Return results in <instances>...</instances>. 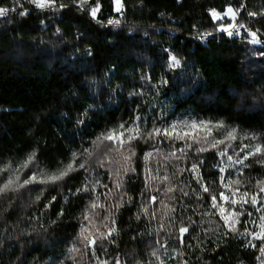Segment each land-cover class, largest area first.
Wrapping results in <instances>:
<instances>
[{
	"label": "trees",
	"instance_id": "1",
	"mask_svg": "<svg viewBox=\"0 0 264 264\" xmlns=\"http://www.w3.org/2000/svg\"><path fill=\"white\" fill-rule=\"evenodd\" d=\"M123 2L125 10L121 16L113 11L111 0H99L101 9L97 19L101 23H97L71 0H56L57 4L67 5L58 11L38 9L29 0H0V6L15 8L14 12L0 18V166L34 150L42 169L55 170L58 162L66 161L70 151L79 146L80 139L87 138L86 133H95L109 122L115 123L131 115L128 109L138 101L128 93L143 83L142 74H147L152 84H157L161 77L171 84L173 76L181 74L185 81H190L181 85L185 92L191 89L194 94L190 97L181 98L163 88L155 101L157 106L160 102L168 104L177 115L190 108L201 118H219L245 130L264 126V56L260 54L264 43L258 48L248 42L244 33L231 37L219 33L221 23L227 26L232 21L229 18L215 21L211 16L213 9L223 13L230 6L239 9L243 3L245 9L239 10L240 23L259 30L264 40V17L246 15V11H264V0ZM92 3L93 0H88L85 8ZM21 5L28 12L23 17L17 14ZM109 18L120 19V25H108ZM206 32H212L215 38L209 36L200 40L199 34ZM164 49L181 59L182 69L170 72L164 67ZM89 50L92 57L85 55ZM106 74L111 78V84L107 82ZM164 93H168L167 97ZM150 98L146 93L141 112ZM88 105L97 110L88 113L87 127H77L76 118ZM74 139L76 143H73ZM135 150L134 167L139 172L145 145L139 143ZM228 154H232L231 149ZM204 159L201 173L207 182L218 173L213 168L216 162L213 153H205ZM246 163H251V167L244 170L246 182L249 177L252 184L256 179L264 178V164L254 162L251 157ZM82 179L80 176L68 180L59 191L49 186L43 193L25 194L14 202V211L8 208L0 225L8 228L11 238L0 245V264H36L37 260L39 264H50L51 258L64 259L62 253L71 246L70 242L67 245L64 242L78 234L81 212L89 203L83 194L72 195L68 191L71 188L74 193ZM100 179L109 183L106 176ZM181 179L192 188L196 187L188 173L185 172ZM125 180L128 196L138 200L142 178L133 175L130 180L127 177ZM216 183L218 186V180ZM109 187H112L111 183ZM241 190L246 189L242 186ZM103 191L98 189L97 192L101 204L105 203ZM37 194L40 200L35 199ZM176 195L179 198V194ZM51 196H56L59 203L43 207ZM160 198L180 212L175 201L163 196V190ZM204 200L207 202V194ZM185 204H190L185 220L192 216L193 208L209 213L201 220L209 236L198 230L197 239L189 241L185 238L184 243L177 246L174 236L170 238L167 234L166 218L162 221L165 229L157 235V221L151 224L137 221L133 219L135 205L126 206L116 213L119 235L115 244L106 245L107 258L119 254L127 264H136V261L148 264L154 259L150 256L153 245L159 240L169 244L170 251L181 252V258L187 259L188 264H260L259 253L246 247V241L242 244L240 239L217 236L222 231L217 227L218 210L217 215H211L213 210L207 203H190L187 198ZM155 207L159 212H167L159 203ZM61 209L64 214L57 217L56 213ZM96 211L89 209L93 221ZM192 218L200 220L198 216ZM53 220L56 223L53 224ZM2 232L3 228H0ZM189 242L194 247L187 249L185 255V245ZM155 246L159 248L158 244ZM128 253H134L135 258ZM73 255L77 264H93L90 252L81 249Z\"/></svg>",
	"mask_w": 264,
	"mask_h": 264
},
{
	"label": "snow or ice",
	"instance_id": "2",
	"mask_svg": "<svg viewBox=\"0 0 264 264\" xmlns=\"http://www.w3.org/2000/svg\"><path fill=\"white\" fill-rule=\"evenodd\" d=\"M29 2L38 9L58 11L67 7L63 3L57 4L56 0H29ZM71 2L78 9L89 14L91 19L101 23L97 19V13L101 9L99 0H93L92 5L87 9L85 5L88 4V0H79L78 3L77 0H71ZM111 7L115 13L123 15L125 10L123 0H111ZM240 9H245L243 3L239 5V9L234 10L230 6L223 13L212 10L211 16L214 20L223 21L227 17L230 21H235ZM14 11L15 8L0 6V18ZM17 14L23 17L28 12L23 10L21 5V11ZM246 15L264 17V11H246ZM106 23L119 26L121 21L109 18ZM242 28L250 37L249 43L253 45L264 43L258 35L259 30H249L244 24L229 22L225 26L221 23L219 31L231 37L238 35ZM207 36L215 38L212 32L201 33L198 38L204 40ZM163 51L166 54L164 67L170 72L183 68L180 58L170 54L168 49ZM260 54L264 56V50ZM85 55L92 57L93 53L89 50ZM157 59L160 57L158 56ZM85 68L88 70L86 65ZM141 81L143 83L137 89L128 93L129 97L138 101L129 107L131 115L115 123L109 122L95 133H86L87 138H81L79 146L70 151L66 161L58 162L55 170L42 169L36 160L34 150L21 158L3 163V166H0V219H3L8 208H13L14 211V202L22 199L25 194L30 196L33 192L43 193L49 186L52 190L59 191L68 180L82 176L83 179L74 193L71 188L68 189L72 195L83 194L89 201L81 212L78 234H74L70 241L64 242L66 245L69 242L71 244L66 253H62L64 259L51 258L50 264H67L69 261L71 264H77V258L73 253L81 249L90 252L93 264H127L119 254L111 259L106 255V245L115 244L119 235L116 213L126 206L135 205L136 212L133 219L137 221H146L147 224L157 221L159 229L157 235L165 229L162 221L166 218L167 234L170 238L174 236L177 246L183 244L185 238L189 241L197 239L198 230L203 231L204 236H209V231L201 223L203 216L209 213L198 212L193 208L192 216H188L185 220V212L190 206L185 204V198L190 203H207L213 210L211 215H217L216 210H218L217 227L222 228V231L218 232L217 236L240 239L242 244L246 241L245 246L255 249L259 253L257 260L260 264H264V178L256 179L252 184L251 177L246 182L243 176L244 170L251 167V163H246L250 157L254 162L264 164V126L245 130L219 118L215 120L201 118L190 108H185L177 115L175 109L169 108L164 102H160L157 106L155 101L163 88L177 93L181 98L194 94L191 89L185 92L181 87L184 83H190L183 79L182 74L173 76L171 84L164 77H161L157 84H152L147 74L141 75ZM107 82L111 84L110 77H107ZM88 91L94 92L93 89ZM146 93L150 94L151 98L141 112ZM164 95L167 97L168 93ZM80 107L84 106L80 105ZM96 110L92 105L85 107L76 118V126L87 127L86 121L90 119L88 113L90 111L94 113ZM73 143H76L75 139ZM139 143L145 145V150L141 157L142 168L138 172L134 167V160L137 157L135 147ZM229 149L232 150V154H228ZM209 152L213 153L216 161L213 168L218 175L206 182L201 169L205 165L204 154ZM154 156L159 158L154 160ZM181 162H183L182 166ZM185 172L189 174L191 181H194L195 188L181 179ZM133 175L137 179L142 178L143 187L138 194V200L136 197L128 196L126 189L125 177L130 180ZM101 176H106L112 187H109V183H103ZM242 186L246 190L242 191ZM249 188L255 190H247ZM98 189L104 190L102 193L104 204L100 203ZM161 190L164 197L175 201L180 207L179 213L176 207H169L160 198ZM205 194L208 197L207 202L204 200ZM35 199L40 200V195L37 194ZM53 202L59 203L56 196H51L43 207L47 208ZM157 203L163 205L167 212H159L155 207ZM89 209L97 210L94 216L99 218L98 223L89 216ZM63 214L61 209L56 216L60 217ZM193 216L200 217V220L193 219ZM52 223L56 221L53 220ZM94 223L96 226L90 229L89 226ZM0 228H3V232L0 233V245H2L4 240L11 237L7 227L0 225ZM185 234H188L187 237ZM156 244L159 248L155 246ZM169 247V244L155 241L150 253L154 259H150L148 264H188L187 259L181 258V252L170 251ZM192 247L194 245L191 242L185 245V255L187 249ZM127 255L135 258L134 253ZM36 264H39L38 260ZM136 264H140V261H136Z\"/></svg>",
	"mask_w": 264,
	"mask_h": 264
},
{
	"label": "rangeland",
	"instance_id": "3",
	"mask_svg": "<svg viewBox=\"0 0 264 264\" xmlns=\"http://www.w3.org/2000/svg\"><path fill=\"white\" fill-rule=\"evenodd\" d=\"M227 18V17H226ZM241 21V19H240V11H239V13H238V15H237V18H236V20L235 21H232V23H235V24H244L245 26H248L246 23H240V21ZM215 21H219V20H215ZM223 21H224V19H223ZM257 30V29H256ZM221 31H219V33H220ZM222 33H225V32H222ZM227 34V33H226ZM241 33H239L238 35H240ZM258 35H260L259 34V32H258ZM260 37H261V35H260ZM262 39V38H261ZM248 40H250V37L248 36ZM251 44V43H250ZM253 45V44H252ZM253 46H255V47H258V48H262V46H263V43H261V44H257V45H253ZM230 150V149H229ZM228 150V151H229ZM154 159V158H153ZM156 159V158H155ZM150 183H152L151 181H149ZM99 218H95V221L96 220H98ZM92 227H95V224H91L90 226H89V228L91 229ZM101 228H102V226H101Z\"/></svg>",
	"mask_w": 264,
	"mask_h": 264
},
{
	"label": "built area",
	"instance_id": "4",
	"mask_svg": "<svg viewBox=\"0 0 264 264\" xmlns=\"http://www.w3.org/2000/svg\"><path fill=\"white\" fill-rule=\"evenodd\" d=\"M213 10H216V9H213ZM212 11V10H211ZM217 11V10H216ZM246 28H248L249 30H252V31H255V29H253L252 27H250L249 25L248 26H245ZM240 33L242 34V33H244L246 36H247V34H246V32H245V30L242 28V29H240ZM233 36H236V35H233ZM207 37H209V36H207ZM206 37V38H207Z\"/></svg>",
	"mask_w": 264,
	"mask_h": 264
}]
</instances>
